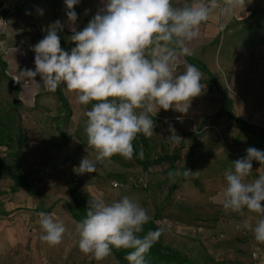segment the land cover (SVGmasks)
Wrapping results in <instances>:
<instances>
[{
  "label": "rangeland",
  "instance_id": "obj_1",
  "mask_svg": "<svg viewBox=\"0 0 264 264\" xmlns=\"http://www.w3.org/2000/svg\"><path fill=\"white\" fill-rule=\"evenodd\" d=\"M187 2L172 0L177 7ZM66 11L65 0H0V58L7 65L5 73L0 66V160L6 166L18 164L20 175L39 194L29 196L0 176V264H118L112 253L97 261L79 250L76 223L68 209L67 182L72 175L88 199L111 203L128 196L138 203L150 217L151 230L161 231L157 241L194 264H264V244L253 234L258 214L246 208L240 214L222 205L224 174L233 169L232 162L246 157L249 147L264 151V146L259 147L228 118L221 94L225 92L230 101L231 116L264 127V0H244L231 15L215 14L200 25L199 30L212 26L219 36L190 56L201 60L213 80L199 70L202 92L191 100L187 112L161 108L152 117L157 119L153 135L145 136L151 143L150 158L180 148V160L173 168L163 164L147 172L132 159L114 155L97 162L94 173L79 174L82 158L95 161L97 155L85 134V111L94 101L80 104L77 94L62 83L67 117L52 91L38 84L42 83L39 75L35 80L21 76L23 69L35 70L36 54L30 46L42 40L57 20L64 25L57 32L61 48L70 52L76 47L69 39L73 33ZM74 11L79 31L80 2ZM186 66L178 54L175 73L182 74ZM171 135L179 136L182 145L173 143ZM193 144V174L181 180L177 173ZM252 163L249 180L264 173V165ZM41 211L64 223L67 231L60 244L49 246L40 240Z\"/></svg>",
  "mask_w": 264,
  "mask_h": 264
},
{
  "label": "clouds",
  "instance_id": "obj_2",
  "mask_svg": "<svg viewBox=\"0 0 264 264\" xmlns=\"http://www.w3.org/2000/svg\"><path fill=\"white\" fill-rule=\"evenodd\" d=\"M79 2L65 0L73 33L69 39L76 47L70 52L61 48L57 32L64 25L57 20L48 26L42 40L30 46L36 54L35 70L23 69L20 74L25 80L39 75L42 83L38 84L53 92L63 83L82 105L95 101L85 111V134L87 145L97 155L95 161L82 158L78 173L84 174L94 173L97 162L114 155L132 159L133 140L138 134L153 135L152 117L159 109L175 107L187 112L191 100L202 92V73L188 64L177 75L178 53H188L185 41L196 38L200 25L213 14L229 16L244 0H223L222 5L218 0H190L179 7L172 0H106L78 31L74 6ZM37 11L43 15L42 10ZM168 138L173 143L180 139L174 135ZM246 152V157L232 162L233 169L224 174L222 205L232 212L243 214L246 208L258 214L253 234L264 244V173L248 179L253 161L264 165V151L249 147ZM139 156L143 157L142 148ZM192 174L190 170L183 173L185 177ZM38 215L43 233L40 240L49 246L60 244L67 231L64 223L43 211ZM149 219L146 209L128 196L111 203L89 199L86 217L75 226L78 248L97 261L108 257L113 248L131 249L125 256L129 264H147L145 254L161 235L160 230L149 231L142 238L137 235Z\"/></svg>",
  "mask_w": 264,
  "mask_h": 264
},
{
  "label": "trees",
  "instance_id": "obj_3",
  "mask_svg": "<svg viewBox=\"0 0 264 264\" xmlns=\"http://www.w3.org/2000/svg\"><path fill=\"white\" fill-rule=\"evenodd\" d=\"M3 12H0V14ZM183 58L186 64H192L198 68V70L202 71L204 74L208 75L209 79L213 80V77L209 74L207 68L201 64L200 61L195 59L186 57L183 55ZM0 66L2 67L3 73H5L7 65L0 58ZM7 78V76H4ZM207 93L212 92L211 86H206ZM224 99L223 110H227V115L232 122L237 124L242 133L247 134L254 143H256L259 147L264 146V127H259L253 124H249L247 122H243L230 114L231 104L230 101L226 98L225 92L221 93ZM52 95L55 97L57 103L60 105L61 109L64 111L65 116L69 115V106L64 98L60 86L56 89V91H52ZM95 103V101L93 102ZM154 121V125L157 121L156 118H152ZM1 125V122H0ZM186 137V136H185ZM2 140L0 139V147H2ZM23 138L20 136L18 138V144L20 148L22 146ZM180 145H182V140L179 141ZM134 153L132 160L134 163L139 166L144 172H147L151 167L162 166L163 164L169 165L170 168H173L174 165L180 160V148L174 150L171 155L156 157L154 159L150 158L151 154V143L149 140L143 135L138 134L136 138L133 140ZM143 149V157L139 156L140 149ZM196 145L193 144L191 150L188 152L187 159L185 165L180 171L179 179L183 180L186 177L183 173L187 170L193 169L194 165L192 162V157L194 156V150ZM0 176H5L9 178L14 183V187L18 190H23L27 195L38 197V192L29 186L26 177L20 175V169L18 164H12L10 166H6L0 160ZM176 186L173 187L175 189ZM67 190L70 199V205L68 206L69 212L73 221L77 224L82 221L86 217V208L88 205L89 199L79 192L78 185L76 184L73 175L68 179L67 182ZM173 193V192H172ZM159 217V214L156 215V219ZM152 222H147L143 225V231L138 233L139 237L145 236L151 230ZM132 251L131 249H112V255L118 264H129V262L125 259V256ZM145 260L147 264H194L193 261L188 258L186 255L181 254L180 252L172 249L168 246H165L162 242L156 241L150 250L145 254Z\"/></svg>",
  "mask_w": 264,
  "mask_h": 264
},
{
  "label": "crops",
  "instance_id": "obj_4",
  "mask_svg": "<svg viewBox=\"0 0 264 264\" xmlns=\"http://www.w3.org/2000/svg\"><path fill=\"white\" fill-rule=\"evenodd\" d=\"M106 0H80V10L83 14V19H79L78 25L80 29L83 30V27H86L88 22L93 18V16L100 11ZM89 10L87 14H85V10ZM210 18H215V14H213ZM219 36V33H216L213 27L205 28L203 30H199V35L191 41H185V46L189 49L187 54L178 53L180 55L198 59L195 57H191L190 54L194 52L199 46H208L212 41H214ZM224 42V37H223ZM184 59V58H183ZM199 60V59H198ZM185 61V60H184ZM201 61V60H199Z\"/></svg>",
  "mask_w": 264,
  "mask_h": 264
}]
</instances>
